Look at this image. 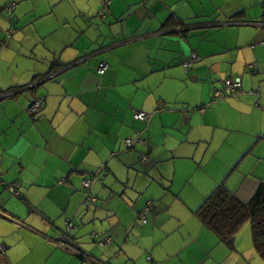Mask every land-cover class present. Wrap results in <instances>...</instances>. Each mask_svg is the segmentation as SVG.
<instances>
[{"label": "crops", "instance_id": "crops-1", "mask_svg": "<svg viewBox=\"0 0 264 264\" xmlns=\"http://www.w3.org/2000/svg\"><path fill=\"white\" fill-rule=\"evenodd\" d=\"M6 90L0 264H264L249 220L228 243L195 215L264 182V0H0Z\"/></svg>", "mask_w": 264, "mask_h": 264}, {"label": "trees", "instance_id": "trees-1", "mask_svg": "<svg viewBox=\"0 0 264 264\" xmlns=\"http://www.w3.org/2000/svg\"><path fill=\"white\" fill-rule=\"evenodd\" d=\"M10 91H0V94ZM195 215L221 241L228 243H231L240 225L249 220L254 247L264 259V182L258 184L247 203L220 183L203 200Z\"/></svg>", "mask_w": 264, "mask_h": 264}, {"label": "built area", "instance_id": "built-area-1", "mask_svg": "<svg viewBox=\"0 0 264 264\" xmlns=\"http://www.w3.org/2000/svg\"><path fill=\"white\" fill-rule=\"evenodd\" d=\"M15 7H16V4L15 3H11V4L7 5V6H5L4 9L8 13H10ZM12 32H13V30H11V29L7 30V34L8 35L11 34ZM195 59H196V56L192 55L190 58H188L186 61L183 62V66L186 67V68L191 66L192 62ZM106 68H107V65L105 63L101 62L99 64V66H98L97 72L99 74H103L105 72ZM240 86H241L240 78H238V77L227 78V79L224 80V89L223 90H216L215 91V96L218 97V96L223 95L224 93L225 94L235 93L236 90L240 89ZM15 92L14 91H10V92L1 93L0 94V99L1 98H8L11 95H13V93H15ZM41 105H42L41 99L36 98L30 103V105L27 108V111H29L30 114H34L41 108ZM150 116L151 115L149 113H146V112H143V111H137L134 114V118L138 119V120H141V121L149 120ZM134 141L135 140L132 139V138H127V139L124 140V143H125L126 146L130 147V146H132L134 144ZM93 180H94L93 178L92 179H90V178L83 179L82 186L85 187V188L90 187V185L93 182ZM1 182L2 181L0 180V183ZM4 187L9 191L10 195L18 196L19 192H18V189H17V187H18L17 183L5 184ZM88 203H90V204L92 203L93 205L96 206L97 205V198L94 197V196H89ZM147 205L149 206L150 202L147 203ZM147 210H148V207L144 208L142 210V212H140L138 214L139 219L143 223L146 222L145 213L147 212ZM71 225L72 224L70 222H67V226L68 227H71ZM63 237H64L63 240L59 239L58 242H57L60 247L66 249L68 251H71L72 253L76 254L78 257L82 258L83 260H92L90 254H87L86 252L81 250L79 246L74 245L70 241L65 239V238H69L68 235L64 234ZM149 258L150 257L148 256V259Z\"/></svg>", "mask_w": 264, "mask_h": 264}, {"label": "rangeland", "instance_id": "rangeland-1", "mask_svg": "<svg viewBox=\"0 0 264 264\" xmlns=\"http://www.w3.org/2000/svg\"><path fill=\"white\" fill-rule=\"evenodd\" d=\"M165 203L168 205V203H170V206L173 205L175 207V211L180 213L181 212V205L180 204H175L176 202H174L172 199L170 198H165ZM173 208V207H172Z\"/></svg>", "mask_w": 264, "mask_h": 264}, {"label": "water", "instance_id": "water-1", "mask_svg": "<svg viewBox=\"0 0 264 264\" xmlns=\"http://www.w3.org/2000/svg\"><path fill=\"white\" fill-rule=\"evenodd\" d=\"M36 85H37V83H34V84L32 85V87H34V86H36ZM32 87H29V89L32 88ZM96 206H97V205H96Z\"/></svg>", "mask_w": 264, "mask_h": 264}]
</instances>
